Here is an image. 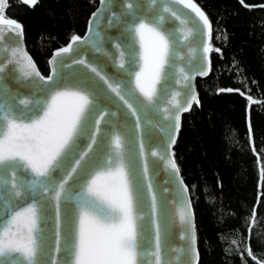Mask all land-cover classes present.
Masks as SVG:
<instances>
[{"label": "snow or ice", "instance_id": "6c2138e0", "mask_svg": "<svg viewBox=\"0 0 264 264\" xmlns=\"http://www.w3.org/2000/svg\"><path fill=\"white\" fill-rule=\"evenodd\" d=\"M37 2L23 0L29 7ZM101 5L111 8L112 0ZM173 5L190 10L199 23L190 26ZM6 7L7 0H0V264H197L188 187L171 147L182 114L199 103L189 81L207 75L209 55L219 51L211 46L207 15L195 0H124L121 15L108 21L119 22L120 35L107 41L115 51H102V36L93 44L95 52L123 71L108 73L98 66L103 61L77 57L73 63L87 72L68 82L64 61L58 71L56 58L72 53L88 37L73 36L57 51L52 74L45 78L19 41L6 43L8 32L23 38L22 24L5 17ZM97 18L94 14L93 22ZM197 33L208 37L200 48L202 63L194 71L177 69V61L185 60L177 46ZM197 51L189 48L186 54L189 68ZM12 72L18 74L16 81L35 85L34 91H12L5 83ZM170 79L183 92L165 99ZM146 106L160 115L155 149H146L141 122ZM129 121L131 131L125 134L120 129H127ZM149 158L163 162L171 173L165 183L174 185V217L167 215L163 195L170 190L154 183L158 173L150 169ZM49 219L51 237L45 234ZM173 225L180 228L182 246L168 243Z\"/></svg>", "mask_w": 264, "mask_h": 264}, {"label": "trees", "instance_id": "16d2710c", "mask_svg": "<svg viewBox=\"0 0 264 264\" xmlns=\"http://www.w3.org/2000/svg\"><path fill=\"white\" fill-rule=\"evenodd\" d=\"M98 2L38 0L29 7L7 0L4 15L22 24L25 49L47 77L51 53L83 36ZM195 3L219 51L209 55L208 77L195 82L199 103L181 116L172 152L188 187L197 264H264V0ZM230 84H247L259 110L229 95L217 123L210 102Z\"/></svg>", "mask_w": 264, "mask_h": 264}, {"label": "water", "instance_id": "95a60500", "mask_svg": "<svg viewBox=\"0 0 264 264\" xmlns=\"http://www.w3.org/2000/svg\"><path fill=\"white\" fill-rule=\"evenodd\" d=\"M124 2V0H112L113 6L111 8L105 9L101 5V0L98 2V6L95 9V11L90 15L85 32L81 38L88 37V41L84 44H76L73 46L74 51L69 54H65L62 57H58L56 67L57 70H60V60L64 61V67L62 69L64 75L66 78H68V82H70V78L73 75L76 74H82L87 72L86 69L83 68L82 65L75 64L73 61L79 57L80 59H86L92 63H97L98 60L103 61V63L99 64L98 66L104 68V70L108 73H114V72H121L123 70L116 68L115 66L112 65L111 60L107 56H102L100 53L95 52L93 44L99 37H103L104 43L101 44V49L102 51L104 50H111L115 51L114 47L112 44H108L107 41L109 38H115L120 35L119 29L117 27V24L119 23L118 21L114 22V24L110 25L108 23L109 20H112L113 14H115L117 17L121 15V13L124 11V9L121 7V4ZM173 7L178 10V12L182 16H187L190 21V26L194 27L196 24L199 23L198 19L195 18L194 14L190 12L188 9H184L182 5H173ZM202 10V9H201ZM203 11V10H202ZM204 12V11H203ZM205 13V12H204ZM98 14V18L96 19L95 22H93V15ZM7 18V17H6ZM10 19V18H7ZM13 20V19H11ZM15 21V20H14ZM17 22V21H16ZM91 26V33H89V28ZM5 31H7L5 29ZM6 43H8L10 46L15 45L18 41L19 43L22 44L23 48L25 49L24 45V39L19 40V38L15 37L12 35L11 32H8L6 37ZM208 40L207 34L206 33H197L193 36V38L190 41H181L180 44L177 46V51L181 54H185V60L177 61V69L180 66H184L186 71H194L196 68L200 66L202 63L201 57L203 55L202 51L200 50L201 46L206 43ZM71 40L64 46L67 47L70 44ZM59 48L54 50L49 59H48V76L52 74V68L53 65L51 61L55 57V54L57 51L63 49ZM189 48H197V54L195 58L192 60V65L191 68L188 67V57L187 53L189 51ZM26 50V49H25ZM29 55V54H28ZM2 55H0V59H2ZM210 71H208L207 75H195L194 79L189 81V83L193 86L195 94L197 95L196 92V87H195V82L196 80H204L208 77ZM18 75L17 73H10L6 74L7 79L5 80V83L9 86V88L12 91H18L21 95H27L29 93H32L34 91L35 85L28 81H16L14 77ZM88 75H92L91 73H88ZM45 77V78H47ZM183 83V81H181ZM159 87V86H158ZM173 91H181L183 92V89L180 87L178 84H174L173 81L170 79L167 82V91L165 92L164 96L165 99H167L170 95L171 92ZM198 97V95H197ZM142 99V98H141ZM181 101H183L184 97L181 95L179 97ZM161 104H164V100L160 101ZM197 105V104H193ZM105 107L112 109L115 107L113 104H106ZM186 113V112H185ZM184 114V113H183ZM182 114V115H183ZM107 119V118H106ZM141 122H142V127L146 131V149L152 148L155 149L157 147V144L160 141V133L157 131L155 125L160 122V115L155 112V110L151 106H146V110L141 113ZM131 121H129V126L127 129L121 128L120 131L124 132L125 134L129 133L131 131ZM177 134L175 136V141H176ZM173 147V146H172ZM172 147H171V152H172ZM162 163L161 161L158 160H153L152 158H149V165L150 169H154L156 173H158L156 176L153 177L154 183L158 186L160 190H163L165 188H168L170 191L169 192H164V198L167 202V207H166V212L169 217H174L177 209L174 208V206L171 203V195H172V190H174V185L173 183H165V180L168 179L171 176V173L166 172L162 168ZM181 178V177H180ZM188 198L189 194L187 193ZM144 215H145V222H147V216L149 209L145 207L143 209ZM191 213L193 217V222H194V216H193V211L191 207ZM52 220L49 219L48 223L45 225V234L49 237H51V231H52ZM180 228L178 225H173L170 226V237H169V245L172 247H179L184 244V241L180 240ZM196 236V235H195ZM196 247V245H195ZM197 250V248H196ZM171 255H175V253H172ZM198 262V261H197Z\"/></svg>", "mask_w": 264, "mask_h": 264}, {"label": "rangeland", "instance_id": "374dc122", "mask_svg": "<svg viewBox=\"0 0 264 264\" xmlns=\"http://www.w3.org/2000/svg\"><path fill=\"white\" fill-rule=\"evenodd\" d=\"M229 95H239L241 98H243L245 105L247 107V110H253L255 112H258L259 109H258L257 103L251 102L254 100L252 99V95L250 93L248 85L247 84H241V85L230 84L224 90L217 92L215 98L212 100V102H210L212 103L213 114L215 116L217 123L223 120V117L227 112L224 99L226 96H229Z\"/></svg>", "mask_w": 264, "mask_h": 264}]
</instances>
